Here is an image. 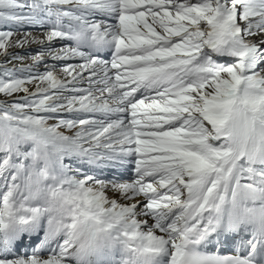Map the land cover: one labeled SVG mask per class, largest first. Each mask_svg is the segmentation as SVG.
<instances>
[{
  "label": "snow or ice",
  "instance_id": "obj_1",
  "mask_svg": "<svg viewBox=\"0 0 264 264\" xmlns=\"http://www.w3.org/2000/svg\"><path fill=\"white\" fill-rule=\"evenodd\" d=\"M0 264H264V0H0Z\"/></svg>",
  "mask_w": 264,
  "mask_h": 264
},
{
  "label": "bare ground",
  "instance_id": "obj_2",
  "mask_svg": "<svg viewBox=\"0 0 264 264\" xmlns=\"http://www.w3.org/2000/svg\"><path fill=\"white\" fill-rule=\"evenodd\" d=\"M214 250V249H213Z\"/></svg>",
  "mask_w": 264,
  "mask_h": 264
}]
</instances>
